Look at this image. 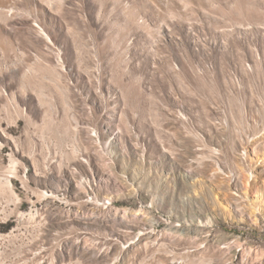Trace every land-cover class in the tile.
Returning <instances> with one entry per match:
<instances>
[{"label": "rangeland", "instance_id": "374dc122", "mask_svg": "<svg viewBox=\"0 0 264 264\" xmlns=\"http://www.w3.org/2000/svg\"><path fill=\"white\" fill-rule=\"evenodd\" d=\"M0 264H264V0H0Z\"/></svg>", "mask_w": 264, "mask_h": 264}, {"label": "bare ground", "instance_id": "6f19581e", "mask_svg": "<svg viewBox=\"0 0 264 264\" xmlns=\"http://www.w3.org/2000/svg\"><path fill=\"white\" fill-rule=\"evenodd\" d=\"M247 183V182H246ZM247 186H250L248 185V183L246 184ZM81 188L80 186L77 187V189ZM231 193V191H229ZM244 194L245 196L248 195V191L245 187V191H244ZM258 203V200L257 199H253V201L250 202L249 206H250V209H251V213H252V217L251 218H254V214L256 211L259 210V207L258 206H255L256 204ZM255 221H258L257 219H255Z\"/></svg>", "mask_w": 264, "mask_h": 264}]
</instances>
